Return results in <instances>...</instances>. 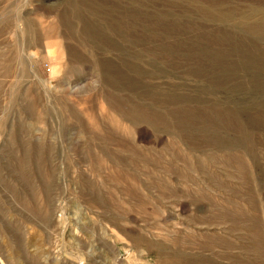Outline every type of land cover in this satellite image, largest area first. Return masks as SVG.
<instances>
[{"label":"rangeland","instance_id":"rangeland-1","mask_svg":"<svg viewBox=\"0 0 264 264\" xmlns=\"http://www.w3.org/2000/svg\"><path fill=\"white\" fill-rule=\"evenodd\" d=\"M0 264H264V0H0Z\"/></svg>","mask_w":264,"mask_h":264}]
</instances>
